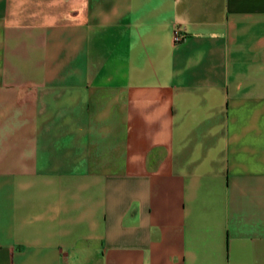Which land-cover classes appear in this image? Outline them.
Returning <instances> with one entry per match:
<instances>
[{"label":"crops","instance_id":"crops-1","mask_svg":"<svg viewBox=\"0 0 264 264\" xmlns=\"http://www.w3.org/2000/svg\"><path fill=\"white\" fill-rule=\"evenodd\" d=\"M0 264H264V0H0Z\"/></svg>","mask_w":264,"mask_h":264},{"label":"built area","instance_id":"built-area-1","mask_svg":"<svg viewBox=\"0 0 264 264\" xmlns=\"http://www.w3.org/2000/svg\"><path fill=\"white\" fill-rule=\"evenodd\" d=\"M173 38H174L175 41H178L179 39L182 38V34L180 33V31L178 29L174 30Z\"/></svg>","mask_w":264,"mask_h":264}]
</instances>
